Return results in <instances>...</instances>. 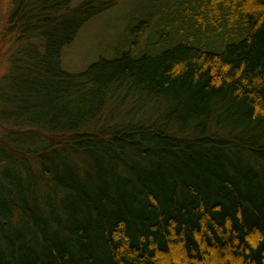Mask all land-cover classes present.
<instances>
[{
  "label": "trees",
  "instance_id": "obj_1",
  "mask_svg": "<svg viewBox=\"0 0 264 264\" xmlns=\"http://www.w3.org/2000/svg\"><path fill=\"white\" fill-rule=\"evenodd\" d=\"M0 264H264V0H6Z\"/></svg>",
  "mask_w": 264,
  "mask_h": 264
},
{
  "label": "rangeland",
  "instance_id": "obj_2",
  "mask_svg": "<svg viewBox=\"0 0 264 264\" xmlns=\"http://www.w3.org/2000/svg\"><path fill=\"white\" fill-rule=\"evenodd\" d=\"M116 6L109 11L94 17L86 23L70 44L61 53L62 67L70 72H79L99 56H108L111 46L122 43L124 28L130 14L148 0H115ZM9 8L6 0H0V77L8 66L5 50L8 47V36L5 35Z\"/></svg>",
  "mask_w": 264,
  "mask_h": 264
}]
</instances>
